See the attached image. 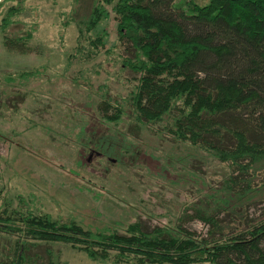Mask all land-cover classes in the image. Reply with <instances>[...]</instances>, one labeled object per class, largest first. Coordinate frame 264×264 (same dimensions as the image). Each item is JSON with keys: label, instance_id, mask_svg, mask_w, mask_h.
<instances>
[{"label": "rangeland", "instance_id": "1", "mask_svg": "<svg viewBox=\"0 0 264 264\" xmlns=\"http://www.w3.org/2000/svg\"><path fill=\"white\" fill-rule=\"evenodd\" d=\"M97 1L5 0L0 6L2 201L62 222L75 220L93 232L125 233L141 222L149 229L183 226L207 237L210 226L197 213L215 215L229 233L263 218L264 190L251 193L245 205L247 199L236 197L225 205L227 164L132 117L127 99L134 75L121 69L117 52L105 53L117 42L112 6H106L108 19L89 35L94 39L105 30L106 47L92 58L79 53L78 23L90 17ZM210 1L174 5L185 9L187 2ZM10 7L18 12L5 33L2 22ZM28 31L33 36L24 46L7 45L6 35L17 39ZM104 96L123 105L118 124L102 118ZM101 139L108 144L102 153L95 148ZM48 248L62 263L114 264L92 261L69 245ZM13 249L15 238L3 236L0 260L7 261ZM30 255L48 264L43 247Z\"/></svg>", "mask_w": 264, "mask_h": 264}, {"label": "trees", "instance_id": "2", "mask_svg": "<svg viewBox=\"0 0 264 264\" xmlns=\"http://www.w3.org/2000/svg\"><path fill=\"white\" fill-rule=\"evenodd\" d=\"M174 2L98 0L90 17L78 23V51L92 58L106 47L105 30L94 39L89 35L108 19L106 6H112L117 42L105 53L117 52L121 69L134 75L127 99L132 117L164 137L213 153L230 168L225 187L230 202L224 204L236 197L247 199L245 205L251 193L264 190V0L187 2L185 9ZM17 12V7L6 12L5 33ZM32 36L28 31L5 38L11 47L24 46ZM99 110L114 124L125 113L110 96ZM107 147L103 139L95 144L101 153ZM2 193L0 240L15 238V250L0 264H40L30 253L42 247L48 264H67L48 248L55 244L114 264H264V216L229 233L215 215L197 213L210 226L207 237L183 226L149 229L141 222L125 233L93 232L75 220L13 208Z\"/></svg>", "mask_w": 264, "mask_h": 264}]
</instances>
